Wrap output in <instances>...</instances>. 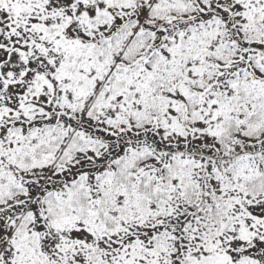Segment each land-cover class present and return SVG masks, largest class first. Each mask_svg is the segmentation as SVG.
Wrapping results in <instances>:
<instances>
[{
    "label": "snow or ice",
    "instance_id": "1",
    "mask_svg": "<svg viewBox=\"0 0 264 264\" xmlns=\"http://www.w3.org/2000/svg\"><path fill=\"white\" fill-rule=\"evenodd\" d=\"M0 264H264V0H0Z\"/></svg>",
    "mask_w": 264,
    "mask_h": 264
}]
</instances>
